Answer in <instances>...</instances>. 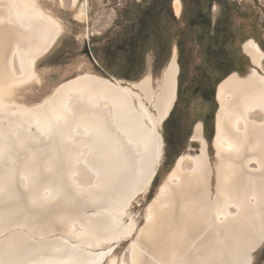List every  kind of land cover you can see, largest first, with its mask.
Instances as JSON below:
<instances>
[{"label":"bare ground","instance_id":"1","mask_svg":"<svg viewBox=\"0 0 264 264\" xmlns=\"http://www.w3.org/2000/svg\"><path fill=\"white\" fill-rule=\"evenodd\" d=\"M79 0H59L75 7ZM47 0H0V264H252L264 243V51L216 88L212 165L181 155L146 207L131 215L164 158L163 123L177 100L174 45L157 87L84 74L36 106L16 99L63 33ZM173 10L181 11L175 0ZM88 18L85 5L77 14ZM150 69V68H149ZM91 211H88L90 210ZM131 243L126 254L118 246Z\"/></svg>","mask_w":264,"mask_h":264},{"label":"rangeland","instance_id":"2","mask_svg":"<svg viewBox=\"0 0 264 264\" xmlns=\"http://www.w3.org/2000/svg\"><path fill=\"white\" fill-rule=\"evenodd\" d=\"M47 1V4H44V9L60 22L63 33L52 49L37 64L40 81L25 85L17 91L16 99L20 104L29 107L39 105L52 95L60 85L84 74H92L114 83L118 81L122 85H128L131 82L140 81L150 70L154 86L157 87L173 46L175 45L177 48L178 62L180 60L182 66H180L179 72V74L182 73V94L180 98L177 92L179 102L173 108V115L169 116L163 123L162 132L165 149L158 174L148 193L140 196L133 203L131 209V215L142 224L146 207L156 196L159 187L174 167L178 157L184 154L191 156L198 154L199 144L190 140L192 129L194 124L202 122L203 117L208 114L213 116V133H209L213 140L217 111L216 88L226 76L221 73H213L211 70L213 61L208 59L210 58L209 55H205L204 47L199 42V30L189 27L187 23L193 15L192 0H180L182 9L178 16L173 10L174 0L171 2L170 8L175 23L170 26V30L182 33V48L177 44L176 37L167 52L164 48H160L159 39H151L148 44V52L143 57L142 74L133 81L119 76L125 56H123L124 54H115L114 48L122 37H127L132 30L136 29L139 15L153 0H79L73 8L69 6L70 2L67 6H62L59 0ZM221 1L229 5V8L227 11H222L216 2H212L210 8L211 24L218 21L222 15L231 17L229 24L232 29L237 31V41L233 49L242 51L243 48L241 49L239 46L241 45L240 41L254 39L264 51V0ZM195 3L205 7V3L202 4L201 0H195ZM84 5L88 12V18L80 21L77 14ZM87 47L93 60L86 54ZM243 56L245 61H243L240 70L230 73L237 72L240 75H246L253 68L249 57L245 53ZM104 61L105 65L102 67ZM209 74L215 78V83L221 79L217 85L215 84L213 102L202 100L196 92V82L202 75H206L205 77L208 79ZM203 132L209 144L208 154L212 165H214L216 162L215 150L212 146V140L209 141L205 134L204 126ZM130 243L131 240H126L118 246L116 251L119 257L126 254ZM252 264H264V243L254 253Z\"/></svg>","mask_w":264,"mask_h":264},{"label":"trees","instance_id":"3","mask_svg":"<svg viewBox=\"0 0 264 264\" xmlns=\"http://www.w3.org/2000/svg\"><path fill=\"white\" fill-rule=\"evenodd\" d=\"M172 1L173 0H153L152 3L146 9H144L139 15V22L137 24V27H135L136 29L132 30L127 37L124 38L122 37L119 40V42L115 45L114 48L115 54H124L123 56H125L124 63L120 69V74H119L120 77L132 81L137 80L139 78L143 70L144 53L148 49L146 42L153 39V37H155V39H158L159 38L158 36L161 33L160 30L162 31L165 30L166 39L167 37L169 38L167 40V44L165 45V52H167L170 49L171 44L177 35V32L170 30V26L175 23V18L172 16V11L170 8ZM192 1L194 8L193 11L195 12L196 9L205 16L204 20L202 21L203 34L209 36V38L212 39L213 36L210 34L211 25H212L210 20L211 3L217 1L222 7L226 6V4L224 3V1L221 0H201L202 4L205 3V7L203 8L202 6H199L197 3H195V0ZM192 21H193L192 18L188 20L187 23L189 27L190 26L194 27ZM180 47L182 48V45ZM104 65H105V61L102 62V67H104ZM179 66H181L180 60H179ZM230 72L231 71L226 72L225 76H227ZM181 76L182 73L179 74L178 94L180 98L182 94ZM218 82L215 84L217 85ZM213 98H214V90L211 92L207 100L209 102H213ZM178 102L179 100H177L176 103ZM173 113H174V109L172 110L170 117L173 115ZM212 122H213V116L211 114H208L207 125H204V131L209 141L212 140L211 139L212 136L209 135V133L210 134L213 133Z\"/></svg>","mask_w":264,"mask_h":264},{"label":"flooded vegetation","instance_id":"4","mask_svg":"<svg viewBox=\"0 0 264 264\" xmlns=\"http://www.w3.org/2000/svg\"><path fill=\"white\" fill-rule=\"evenodd\" d=\"M214 2H216L219 5L222 11H227L229 8V5L222 7L217 1ZM181 9H182V4H181ZM191 18L193 19L192 23L194 27L200 30L198 37L200 39L199 42L204 47L205 55H209L210 58L208 59H211L213 61L211 67L213 73L225 74L228 71H239L241 66L243 65L242 64L243 61H245L243 56L244 51L242 49V44L246 40L240 41L241 45L239 46L241 47L242 51H236V49H233V46L237 41V31L235 29H232L231 25L229 24V22L231 21V17H228L227 15H222L219 17L218 21H215L212 24L210 30V34L213 36L212 39H210L209 36L204 35L202 31L203 30L202 21L204 20L205 16L201 12L195 9V12L193 11V15ZM160 32L161 33L158 36L160 42V48L165 49V45L167 44V40L169 38L167 37L166 39L165 32H163L162 30H160ZM154 38L155 37H153V39ZM182 41H183L182 33L177 32L176 35L177 44L179 43V45L181 46ZM148 44L149 41L146 42L147 47ZM146 52H148V49L146 50ZM205 76L206 75H202V77H200V79L196 82V92L197 95H199L202 100L209 102L207 99L209 98L211 92L215 88V78L212 77V75L210 74L209 77H207L208 79H206ZM202 123L203 126L207 125V116L203 117Z\"/></svg>","mask_w":264,"mask_h":264},{"label":"water","instance_id":"5","mask_svg":"<svg viewBox=\"0 0 264 264\" xmlns=\"http://www.w3.org/2000/svg\"><path fill=\"white\" fill-rule=\"evenodd\" d=\"M86 54H88L89 57L93 60V57H92V55H91L90 50H89L88 47L86 48ZM221 81H222V80H221ZM219 83H220V82H219ZM217 86H218V85H217Z\"/></svg>","mask_w":264,"mask_h":264}]
</instances>
